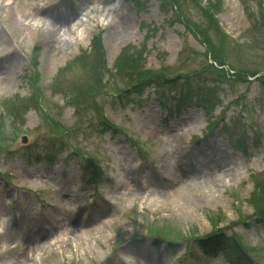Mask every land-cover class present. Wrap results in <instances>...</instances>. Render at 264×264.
Wrapping results in <instances>:
<instances>
[{"label":"rangeland","instance_id":"rangeland-1","mask_svg":"<svg viewBox=\"0 0 264 264\" xmlns=\"http://www.w3.org/2000/svg\"><path fill=\"white\" fill-rule=\"evenodd\" d=\"M53 1L77 12L69 29L58 21L52 25L59 32L55 42L44 40L36 29L39 17L47 15L41 11L28 17V26L16 20L1 34L0 166L38 181L0 175V264H231L222 250L198 248L212 234L232 238L254 264H264V220L258 212L264 201L255 197L257 192L264 196L257 187L264 176V83L258 78L264 73V24L255 15L264 0H193L197 6L187 1L175 10L179 18L168 4L160 8L159 0H139L138 7L125 0ZM209 2L218 8L217 22L228 35L224 42L210 29L205 37L195 31L204 27L198 7H209ZM10 5L16 4L0 0V12ZM100 33L109 68L103 69L102 84L90 88L82 67L67 66L78 53L89 52ZM127 44L145 46L135 74L150 70L152 77H146L140 91L120 99L119 91L129 82L114 64ZM217 49L224 59L215 61ZM207 63L228 76L204 70L198 79H189ZM154 75L173 82L156 84ZM74 81L83 83L75 92L79 102L99 92L95 104H71ZM203 88L213 91L214 107L170 112L174 99L196 97ZM24 97L33 106L27 107ZM99 107L116 128L101 132ZM240 110L262 137L251 138L248 153L240 148ZM228 121L229 136L223 133ZM150 132L157 133V142L146 137ZM210 147L217 150L214 159ZM192 150L195 166L189 162ZM88 156L107 163L106 172L93 167V180ZM158 173L163 177L150 186L148 177ZM144 181L157 190L143 194L142 213L133 198ZM111 188L117 194L115 205L108 207ZM148 225H163L178 238L170 247L164 240L156 245L146 235ZM26 234H35L37 241L27 252ZM70 242L77 243L79 260Z\"/></svg>","mask_w":264,"mask_h":264},{"label":"trees","instance_id":"trees-1","mask_svg":"<svg viewBox=\"0 0 264 264\" xmlns=\"http://www.w3.org/2000/svg\"><path fill=\"white\" fill-rule=\"evenodd\" d=\"M129 1L133 2V4L136 7L139 6L138 5L139 0H129ZM187 1H190L195 6H197V4L194 2L195 0L194 1L193 0H159L160 8L163 7V3L168 4L172 8V11L174 12L173 14L175 15V13H176V16L178 18H179V14L177 12H175V10H178V8H180L181 3H184ZM207 5H209V7L203 6L204 7L203 9L198 7L199 11L201 13L202 20L204 21V27L197 28L195 31H196L198 36L200 35L202 37H205V31H208V29H210L219 37L221 42H224L225 38L228 39V37L225 34H223L219 29L218 22H217V19L215 17V14H218V12H216V11H218V8L214 3H211V2L207 3ZM255 15H256V18L261 19V24L263 25L264 24V8L261 7L258 10H256ZM99 35L100 34H97V36L95 37L96 41L93 42V45L91 46V49L89 52L82 51L79 55L75 56L72 59L71 63L67 66V68H70V67H73L72 65L75 64V65L82 67V69L85 71V74L87 75L86 82L88 81V83H90V84H88V86L90 88H93V84H96V85L102 84V82H103L102 81L103 80L102 79L103 69L106 67V62L104 61V51L102 48V43L100 41L101 38ZM144 47L145 46L142 45L140 48H138L136 46H132V45L127 44L126 47L122 48L119 56L115 60L114 65H115L116 71L119 69L120 72L123 73L124 76L127 75V79L129 82L127 87L130 88L128 90L126 89L123 91V93H124L123 96H125V97L121 98V99H125L127 96L131 95V93L140 91V89H142L144 86L146 77H148V76L152 77L151 74L148 75L150 70H146L145 75H143V76H139V75L135 74V71L137 70V65L140 64L142 62V60L144 59V57L142 56L145 53V51L143 50ZM215 52L218 54L217 56L213 57L215 59V61L220 60L219 56H221V58L224 59V56L220 53L219 49H217ZM90 53H91V55H89ZM218 64H222V63H218ZM117 67H119V68H117ZM134 67H135V69L133 70L134 74H131L130 72H128V71H131ZM204 70L215 73L217 76L225 77V75H224V73H222L221 69H218L214 65L207 63L205 68L203 69V71L200 70L199 72H197L198 73L197 76H196V73L190 74L189 79H192V78L198 79V77L201 76V72H204ZM131 75H134V76H131ZM154 76H156L153 79L156 84H164V85L170 84L171 85L173 82L169 79H165L162 77L159 78L158 75H154ZM59 79L61 80L62 83L64 82L63 81L64 78H59ZM178 79H182V78L179 77ZM178 79H175V80L177 81ZM259 80L264 83V75L259 77ZM130 84H133V85H130ZM58 85H60V82L58 83ZM72 86H73L74 90H73V93L72 92L70 93L69 99H70V101L75 102V104L74 103H71V104L79 107L81 104L85 105L86 103H91V104L96 103V98H97L96 95L99 92H97L93 96L87 98V100L90 99L89 101L84 100L83 102H79L80 100L77 99V95H75V92L82 90L81 88L83 87V83H77L74 81L72 83ZM199 92H200V94L196 95V97L189 96L192 98H189L188 96H186V99H185L182 96L181 97L182 99L179 103L183 104V105L195 104V105L200 106L203 110L205 108H208L209 105H211L213 107L215 106V104L212 103L213 102L212 98H213V94H214L213 91H211L210 89H204L203 88L202 90L199 89ZM27 99H28L27 97H24V99H22V100H24V103H25V101ZM186 100H188V102ZM22 103H23V101H22ZM33 104H34L33 100L30 99V97H29V101L27 103H25V105L27 107H31V106H33ZM236 122L237 121H231V123H236ZM100 127L102 128L101 129L102 132H105L108 129H110V126L106 122H100ZM229 129H230V127H229ZM252 176L255 177L256 175H252ZM257 187L262 192H264V176L258 179ZM256 196H258L260 198V201H264V196L260 197V193L257 192L255 194V197ZM253 201L254 202H252V203L254 206L258 205L256 200H253ZM258 212L260 213L261 217L264 216V210L263 209L258 210ZM212 223H214V222H212ZM157 226H158L157 229H152L148 225L147 228H149V229L145 230L146 233L152 234V237L155 240H158V241L164 240V238L166 236H172L175 239L178 238L175 234L168 235V232L166 231L165 226H163V225H157ZM217 229L218 228H215L214 231H216ZM207 238H208V241L209 240H212V241L218 240L219 241L221 239V237H218V235H216V234H212L210 236H207ZM227 241H229V240L226 239L223 242H227ZM203 244L201 246H204ZM212 244L213 243L209 242V244L206 246L209 247V246H212ZM228 247H230V251H231L235 261L237 262V264H250L249 259H247L245 256L242 255L241 250L239 248V245L237 243H235L234 241L229 242Z\"/></svg>","mask_w":264,"mask_h":264},{"label":"bare ground","instance_id":"bare-ground-1","mask_svg":"<svg viewBox=\"0 0 264 264\" xmlns=\"http://www.w3.org/2000/svg\"><path fill=\"white\" fill-rule=\"evenodd\" d=\"M41 2V4H40ZM13 4H16L15 6L10 5L7 10L0 12V42L2 45L4 44V38L1 37V34H4V32L7 29H10L12 27V24L16 20H22V23L24 26H28L29 22H27L28 17H37L40 15L39 11L43 14L42 17H39V24L36 26V29H41L42 30V38L47 41L55 42L57 37H56V31H54V28L52 25H54L55 21L60 22L63 25H66L67 28H70L71 22L73 21L74 16H77V12L71 11L69 13L68 8L63 5V4H56L53 0H13ZM3 8V7H2ZM1 8V10H2ZM23 9H27L30 12H23ZM24 16V19L21 17ZM54 32V33H53ZM182 166L185 164H181ZM163 177L162 174H156L150 175L148 177L150 186L156 185L154 184L156 181L160 180V178ZM149 187L147 189V192L150 190ZM156 187L152 188V192H156ZM9 226L6 225V229H8ZM24 242L27 244L26 247L24 248L26 252L28 251L29 248H33L36 239H35V234H26V237L24 239ZM48 255L43 257V261L47 260Z\"/></svg>","mask_w":264,"mask_h":264}]
</instances>
